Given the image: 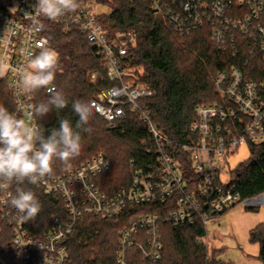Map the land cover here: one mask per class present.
Wrapping results in <instances>:
<instances>
[{"label":"built area","instance_id":"obj_1","mask_svg":"<svg viewBox=\"0 0 264 264\" xmlns=\"http://www.w3.org/2000/svg\"><path fill=\"white\" fill-rule=\"evenodd\" d=\"M78 3L75 12L50 20L37 14L36 0H0V63L5 72L0 79L7 83L11 113L33 123L28 112L35 104L34 93L23 91L19 73L42 43L50 46L48 22L74 27L87 37L100 57L99 68L88 73L89 84L95 87L91 108L108 128L125 120L129 111L137 113L148 125V147L155 159L146 168H135L130 185L114 193L106 192L100 184L101 177L112 172L103 153L64 174H53L40 186L46 196L62 205L64 217L51 216V227L37 236L32 235L29 220L21 221L14 209L0 201V237L4 234L3 223L10 228L9 250L0 251V264H64L68 239L85 217L111 220L122 216L130 206L165 202L170 209L167 216L138 211L129 220L119 232L117 252L118 264H129L128 254L132 251L140 252L146 264H160L165 222L175 228L202 225L206 236L200 241L205 243L208 225L216 224L224 213L241 204L264 203V195L241 200L229 164L241 146L264 143V81L245 78L237 68L219 74L215 87L223 102L199 104L186 141L177 142L157 130L147 103L154 90L140 83L126 62L136 44L135 33L119 32L110 37L98 21L96 0ZM150 10L169 17L182 34L210 23L212 38L222 49L229 46L228 39L234 34L245 36L251 53L260 54L264 61V26L260 22L264 0H150ZM239 12L242 16H237ZM231 41L234 43V39ZM42 90L50 96L57 87ZM35 125L39 128L37 119Z\"/></svg>","mask_w":264,"mask_h":264},{"label":"trees","instance_id":"obj_2","mask_svg":"<svg viewBox=\"0 0 264 264\" xmlns=\"http://www.w3.org/2000/svg\"><path fill=\"white\" fill-rule=\"evenodd\" d=\"M203 1L212 3L215 0ZM96 3L99 7L109 8V12L99 11L97 16L107 35L112 37L126 31L135 33L136 44L126 62L130 63L134 77L154 90V96L147 100L152 122L162 135L170 139L181 143L186 141L199 104L223 102L215 87L219 74L237 68L245 78L264 81L262 56L251 53L245 36L234 34L228 39L229 46L222 49L212 38L210 23L205 22L190 34H182L169 17L157 16L150 10V0H96ZM238 14L242 16V13ZM260 22L264 26V13ZM46 34L50 47L59 55L53 85L64 93L69 103L64 109L53 108L46 116L36 118L45 135L58 128L60 121L65 119L75 128L79 117L72 109V102L81 100L90 105L95 87L89 84L88 73L100 65L97 49L79 29L50 21ZM48 97L40 89L34 93V102L38 104ZM0 106L10 112L13 110L4 79H0ZM85 127L90 131L76 129L82 136L79 156L71 161L69 167L57 162L55 175L64 174L103 153L112 166V172L102 176L100 184L106 192L114 193L130 185L135 168H146L155 159L148 147V125L140 120L137 113L129 111L125 120L108 128L103 118L92 109V116ZM249 149L250 159L231 171L232 183L242 201L264 195V143L250 145ZM25 186L35 192L42 206L37 217L29 220L30 231L37 236L51 227V216L63 218L64 210L62 205L44 194L41 186ZM165 205L164 202L130 206L122 216L111 220L85 217L68 239V258L64 264H118L119 232L138 211L167 216L170 209ZM247 208L255 210L257 207ZM2 226L4 234L0 237V251H6L9 250L10 228L6 223ZM162 233L164 251L160 264H219L215 255H211L208 247L200 241L206 236L202 225L175 228L170 222H165ZM251 241L259 243V259L264 264V224L251 231ZM128 263L146 264V260L140 252L132 251L128 254Z\"/></svg>","mask_w":264,"mask_h":264},{"label":"clouds","instance_id":"obj_3","mask_svg":"<svg viewBox=\"0 0 264 264\" xmlns=\"http://www.w3.org/2000/svg\"><path fill=\"white\" fill-rule=\"evenodd\" d=\"M37 14L56 20L79 8L78 0H36ZM59 62L58 53L48 46L40 45L25 69L19 73L25 93H35L53 85ZM5 74L0 63V76ZM68 99L61 91H54L46 101L30 105L28 124L0 106V201L14 209L21 221L35 219L41 211V203L35 192L25 185L39 187L54 174V165L65 167L79 156L82 148V131H90L91 106L84 101L72 102V109L79 117L75 126L69 120H61L59 127L45 135L35 125L37 117L46 116L53 108L68 106Z\"/></svg>","mask_w":264,"mask_h":264},{"label":"rangeland","instance_id":"obj_4","mask_svg":"<svg viewBox=\"0 0 264 264\" xmlns=\"http://www.w3.org/2000/svg\"><path fill=\"white\" fill-rule=\"evenodd\" d=\"M96 10L98 13L109 12L108 7ZM250 157L249 146H241L229 160L231 171ZM256 203L238 205L220 216L216 224L208 225V238H205L204 244L218 261L225 264H262L259 259L260 245L251 241V231L264 224V203ZM247 206L257 208L250 210Z\"/></svg>","mask_w":264,"mask_h":264}]
</instances>
